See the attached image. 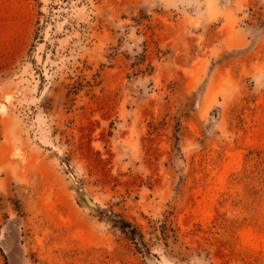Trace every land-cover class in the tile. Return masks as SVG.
I'll list each match as a JSON object with an SVG mask.
<instances>
[{
    "label": "rangeland",
    "instance_id": "rangeland-1",
    "mask_svg": "<svg viewBox=\"0 0 264 264\" xmlns=\"http://www.w3.org/2000/svg\"><path fill=\"white\" fill-rule=\"evenodd\" d=\"M154 262L264 264V0H0V264Z\"/></svg>",
    "mask_w": 264,
    "mask_h": 264
},
{
    "label": "bare ground",
    "instance_id": "bare-ground-1",
    "mask_svg": "<svg viewBox=\"0 0 264 264\" xmlns=\"http://www.w3.org/2000/svg\"><path fill=\"white\" fill-rule=\"evenodd\" d=\"M42 171H43V170H42ZM49 171H50V170H49ZM42 173H43V172H42ZM45 174H46V173H45ZM51 177H52V176H51ZM51 180H53V179L51 178ZM56 182H57V181H56ZM56 182H55V183H56ZM49 183H50V182H49ZM55 185L57 186V184H55ZM61 198H62V197H61ZM81 198H82V197H81ZM59 199H60V198H59ZM59 199H58V200H59ZM60 200H61V199H60ZM64 200H65V199H64ZM64 200H63V201H64ZM83 200H84V199H83ZM65 202H66V201H65ZM58 204H59V203H58ZM66 204H67V203H66ZM59 206H60V205H59ZM68 208H69V207H68ZM68 210H69V209H68ZM71 218H73V217H71Z\"/></svg>",
    "mask_w": 264,
    "mask_h": 264
},
{
    "label": "water",
    "instance_id": "water-1",
    "mask_svg": "<svg viewBox=\"0 0 264 264\" xmlns=\"http://www.w3.org/2000/svg\"><path fill=\"white\" fill-rule=\"evenodd\" d=\"M154 264H158V263L154 262Z\"/></svg>",
    "mask_w": 264,
    "mask_h": 264
}]
</instances>
